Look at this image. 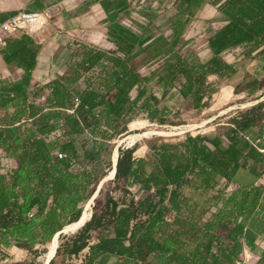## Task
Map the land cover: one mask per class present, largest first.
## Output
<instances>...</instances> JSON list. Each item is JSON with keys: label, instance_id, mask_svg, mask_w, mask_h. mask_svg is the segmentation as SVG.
<instances>
[{"label": "trees", "instance_id": "16d2710c", "mask_svg": "<svg viewBox=\"0 0 264 264\" xmlns=\"http://www.w3.org/2000/svg\"><path fill=\"white\" fill-rule=\"evenodd\" d=\"M33 1L37 7L48 1L56 6L87 4ZM206 3L225 24L208 39L209 63L184 56L179 48ZM102 5L112 12V2ZM177 9L168 36L157 29L154 37L141 38L116 19L106 21L114 25L111 38L118 35L111 40L119 54L75 41L67 53L68 70L39 87L32 81L40 45L23 31L6 36L9 48L0 54L10 71L23 73L17 81H0V154L7 160L5 165L0 161V264H9L8 252L14 247L36 252L81 220L79 207L112 167L105 155L110 142L95 150L96 158L101 152L107 176L73 169L87 131L106 139L108 131L119 133L139 117L163 128L177 126L178 118L155 105L157 91L167 96L178 83L183 99L200 111L218 93L209 77L237 73L223 60L225 53L243 48L249 56L256 51L264 56V0H179ZM115 10L125 17L131 11L126 2ZM9 16L0 15V23ZM139 46L150 54V62L165 61L169 69L142 77L130 63ZM142 86L146 92L135 96ZM233 113L230 124L219 126L215 136L188 134L178 142L161 137L150 144H123L116 176L103 184L97 197L101 200L86 211L83 223L92 210L95 218L66 249H58L51 264H68L88 249L86 264L105 256L115 257L114 264H245L248 221L264 194L263 186L255 184L264 172V155L255 146L256 140L264 143V102ZM139 146L148 151L137 157ZM244 172L253 180H239ZM115 180L119 190L113 199ZM258 264H264V255Z\"/></svg>", "mask_w": 264, "mask_h": 264}, {"label": "rangeland", "instance_id": "374dc122", "mask_svg": "<svg viewBox=\"0 0 264 264\" xmlns=\"http://www.w3.org/2000/svg\"><path fill=\"white\" fill-rule=\"evenodd\" d=\"M129 5L131 11L129 17H122L118 25L120 27L133 32L141 38H146L148 35L154 37L153 34L163 32L166 36L170 35L169 23L170 20L178 14L177 4L179 0H131ZM14 0H0V9L3 12H9L12 7ZM124 1H121L123 5ZM128 3V2H127ZM55 9V8H53ZM52 9V10H53ZM62 7H58L57 10H62ZM51 8L47 10L50 14ZM2 12V13H3ZM63 13L61 14V16ZM146 15L151 17L147 18ZM220 16L216 8L206 3L197 15V21H195L187 31L183 41L179 48L184 56L196 57L201 59L203 62H211L212 54L209 52L208 39L212 36L214 31L222 29L225 24L220 23ZM65 17H63V23ZM58 29H50L49 32L52 35H60L59 41L65 47H72L73 43L80 41L81 43H90L92 45L98 44L103 46L106 50L115 51L119 54L117 47L112 40L117 39L118 35L111 34L110 31L114 25L106 26L105 29H89L86 31L79 30L74 32L75 34L67 35L64 29V24ZM151 25V26H150ZM153 25V26H152ZM152 29V30H151ZM151 30L152 34L149 33ZM58 31V32H57ZM59 31H63L59 32ZM149 31V32H148ZM47 33L49 36L50 34ZM112 39V40H111ZM52 40V39H51ZM57 39H55L56 42ZM56 42V43H57ZM144 48V49H143ZM67 50V49H66ZM139 55L132 59L131 66L142 76H150L154 70H158L159 75L164 74V69H169L164 66L165 61L160 63L150 62V54L145 50V47H137ZM142 50V51H140ZM66 52V51H65ZM247 51L244 49H233L223 55V60L237 70V73L232 77L220 78L218 75H211L209 77L210 82L218 88V93L213 95L212 104L203 110H194L188 100L183 99L179 92V84L167 95L162 97V90L156 92L158 100L155 105L159 109L170 112V116H175L180 120L177 126H165L164 128L160 125H154L145 118H136L131 125L125 130L113 134L114 131H108V137L106 139L97 135V138H93L89 131L84 135L79 143L80 156L76 160L73 169L78 173L91 172L95 176H99L102 173L107 176V170L101 165V152L98 157H95V150L101 143L107 145L111 142L114 137H117L113 142L110 143V150L105 154L108 160L112 161V167L109 169L111 175L114 171L113 163H116L118 158V150L123 144L133 143V135H140L149 141L159 138H169L168 141L178 142L183 140L188 134H204L215 136L218 133L219 126L229 125L231 120L236 115L233 113L236 109H244V105L254 104L257 98L264 99V91L260 90V84L264 80V56L259 55L256 51L254 56L246 54ZM62 54V53H61ZM60 54L58 55V57ZM57 58V57H56ZM64 61L60 66H55L54 71L59 75L63 74L65 70H68L69 62ZM172 65H170L171 68ZM145 89L139 87L135 91V96H139ZM146 92V91H145ZM115 100L114 95L111 97ZM253 106V105H252ZM252 106L246 107L245 109L251 108ZM2 110L0 109V114ZM264 140V139H263ZM148 141V142H149ZM142 142L143 141H138ZM144 142L150 144L151 142ZM148 148L146 146H139L136 152V156H143L147 153ZM0 161L3 165L6 164L7 160L0 154ZM113 175V174H112ZM252 178L249 174H241L238 179L241 181H249ZM103 183V182H102ZM102 183L97 185L94 189V195L86 199L79 207L77 216L84 215L85 211L90 212L93 207L96 206L97 198L102 189ZM257 185L260 184V178L257 179ZM118 185L116 180L113 183V197L118 196ZM92 215V213L84 220V222ZM82 223H77L69 227L71 235L64 239L59 240L60 244H51L49 242L45 246H40L36 252H25L18 248L15 254L8 252L10 259L9 264H48L49 260L55 258L58 249H66V244L71 242L79 233ZM59 236H57L58 238ZM51 244V245H50ZM89 249L86 250L82 255L75 257L70 260L68 264H86Z\"/></svg>", "mask_w": 264, "mask_h": 264}, {"label": "crops", "instance_id": "0c3cea01", "mask_svg": "<svg viewBox=\"0 0 264 264\" xmlns=\"http://www.w3.org/2000/svg\"><path fill=\"white\" fill-rule=\"evenodd\" d=\"M86 5H81L75 7L71 3L73 1H68L60 4L59 6L62 7V10H57L59 6L52 4L50 1L41 4V7H37L34 5L33 0H14L12 7L9 12H3L4 10L0 9V15H14L21 10H28L31 12H45L50 17L48 26L44 29L37 31L35 34H28L32 36L36 42L40 45L38 57H37V65L33 73V87H39L42 85H46L51 81L55 80L58 77V74L54 71V67L58 65H62L64 61H68V50L69 48L65 47V45L61 44L59 41V34L52 35L49 31L50 29H58L59 27H54L51 24H55L56 26H62L64 24V29L67 35L75 34L74 32H78L79 30H89V29H105L106 26H110L111 23L109 21L116 19V23L118 24L119 21L124 17V14H120L117 10H115V6H121V1L128 2L130 4L131 0H86ZM42 2V1H41ZM102 2L106 3H113V10L110 14H108L102 5ZM51 8L50 14L47 13V10ZM55 8V9H53ZM53 9V10H52ZM3 12V13H2ZM63 15L61 16V14ZM10 17V16H9ZM8 17V18H9ZM63 17H65V21L63 23ZM7 18V19H8ZM6 19V20H7ZM5 21V20H4ZM3 21V22H4ZM2 22V23H3ZM1 24V23H0ZM115 24V22H113ZM58 32V31H57ZM64 33L63 31H59ZM49 33L50 36L47 34ZM52 39V40H51ZM55 39L56 42H55ZM77 42H80L79 40ZM88 44L94 48L113 52L116 54L115 51L106 50L103 46H99L98 44ZM7 44L5 47L0 49L6 50L9 47ZM67 49V50H66ZM66 51V52H65ZM62 53V54H61ZM60 56L58 57V55ZM57 57V58H56ZM69 63V62H68ZM131 63V62H130ZM70 64V63H69ZM69 67V66H68ZM66 72V70H65ZM22 71H10L6 63L3 60L2 55L0 54V81L1 80H8V81H17L22 76ZM2 113V112H1ZM264 144V143H263ZM241 174H246L241 173ZM240 174V175H241ZM253 180L251 178L250 182ZM257 182V180H256ZM255 184L257 185V183ZM248 235H249V242L244 245V252H243V259L245 264H258L261 260V257L264 255V194L262 195L258 207L255 213L252 215L250 220L248 221L247 225ZM16 251H19L17 247H14L10 253L15 254ZM116 262L115 257L105 256L102 257L97 261L96 264H114Z\"/></svg>", "mask_w": 264, "mask_h": 264}, {"label": "built area", "instance_id": "2783aa9c", "mask_svg": "<svg viewBox=\"0 0 264 264\" xmlns=\"http://www.w3.org/2000/svg\"><path fill=\"white\" fill-rule=\"evenodd\" d=\"M50 17L45 12H31L26 9L10 16L0 24V49L7 45L6 36L23 31L28 34H35L37 31L48 26ZM80 99H76V107L80 106ZM75 110H72L74 112ZM255 146L264 155V144L256 140ZM62 158L63 154H59ZM260 185L264 188V172L260 178Z\"/></svg>", "mask_w": 264, "mask_h": 264}, {"label": "water", "instance_id": "95a60500", "mask_svg": "<svg viewBox=\"0 0 264 264\" xmlns=\"http://www.w3.org/2000/svg\"><path fill=\"white\" fill-rule=\"evenodd\" d=\"M264 102V99L263 98H257V100H256V102H254V104H248V105H244V107L246 108V107H249V106H256V105H259L260 103H263ZM252 106V107H253ZM187 136V135H186ZM117 137H114L112 140H111V142H113L115 139H116ZM132 139H133V141L134 142H138V141H143V142H148L149 141V139H145V138H143L142 136H140V135H136V134H134L133 135V137H132ZM149 142H151V143H155L156 141H149ZM148 142V143H149ZM167 142V141H166ZM168 142H172V141H168ZM132 146V145H131ZM117 160H118V158H117ZM117 160H116V165H117ZM116 165H115V175H114V177L116 176ZM113 199H116V197H113ZM111 211V210H110ZM110 213V212H109ZM95 218V215H91L84 223H83V225L80 227V230H79V233H80V231L82 230V228L89 222V221H91V220H93ZM75 222H73L72 224H74ZM71 224V225H72ZM70 225V226H71ZM71 231H68L67 229H65V230H63L62 232H60V233H58V235L57 236H59L58 237V240H60L61 241V238H64V239H66V238H68L70 235H71ZM79 233L77 234V236L79 235ZM57 236L55 237V239L54 240H52V241H55L56 240V238H57ZM59 244H60V242H59ZM56 253H57V251H56ZM53 259L54 258H52L50 261H49V264H51V262L53 261Z\"/></svg>", "mask_w": 264, "mask_h": 264}, {"label": "bare ground", "instance_id": "6f19581e", "mask_svg": "<svg viewBox=\"0 0 264 264\" xmlns=\"http://www.w3.org/2000/svg\"><path fill=\"white\" fill-rule=\"evenodd\" d=\"M115 165H116V163H113V167H114V171L112 172V174L111 175H109V176H107V178L103 181V183H102V186H103V184L105 183V182H107V181H109L110 179H112L113 177H114V175H115ZM85 213H86V211L84 212V215L82 216V218H81V220L78 222V223H82L83 224V218H84V216H85ZM92 214H93V210H92ZM76 224V223H75ZM74 224H72L71 226H73ZM71 226H68L66 229L67 230H70L69 229V227H71ZM56 243H57V245H58V243H59V240H58V238H56ZM51 260V259H50ZM49 260V261H50ZM48 264H49V262H48Z\"/></svg>", "mask_w": 264, "mask_h": 264}]
</instances>
